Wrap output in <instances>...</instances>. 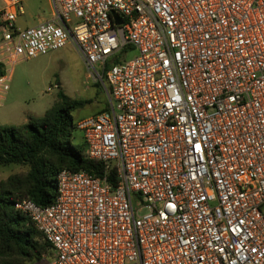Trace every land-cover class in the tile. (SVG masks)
<instances>
[{"label": "built area", "instance_id": "2783aa9c", "mask_svg": "<svg viewBox=\"0 0 264 264\" xmlns=\"http://www.w3.org/2000/svg\"><path fill=\"white\" fill-rule=\"evenodd\" d=\"M2 2L0 104L17 64L68 45L109 88L76 124L104 176L15 204L40 264H264V0H53L26 29Z\"/></svg>", "mask_w": 264, "mask_h": 264}, {"label": "trees", "instance_id": "16d2710c", "mask_svg": "<svg viewBox=\"0 0 264 264\" xmlns=\"http://www.w3.org/2000/svg\"><path fill=\"white\" fill-rule=\"evenodd\" d=\"M87 103L62 95L61 102L43 117H29L28 123L18 128L0 125V167L28 169L0 183V264H40L51 248L31 219L16 210L17 200L28 199L41 207L52 205L58 176L64 170L104 176V164L88 158L84 141L79 148L73 145L77 130L73 112ZM115 174L113 171V181Z\"/></svg>", "mask_w": 264, "mask_h": 264}, {"label": "rangeland", "instance_id": "374dc122", "mask_svg": "<svg viewBox=\"0 0 264 264\" xmlns=\"http://www.w3.org/2000/svg\"><path fill=\"white\" fill-rule=\"evenodd\" d=\"M26 4L32 10L19 15L18 28L34 27L38 16L50 13L48 0H25ZM137 54V50H131L125 56L126 60L135 58ZM102 81L89 73L73 45L22 61L15 66L10 89L0 105V125L18 128L27 124L29 117H43L61 102L62 95L72 100L89 101L84 108L73 112L76 123L106 112L109 109L105 110L109 105L108 86L103 78ZM83 141L82 133L76 130L73 145L79 148ZM27 171L26 167L19 165L0 167V183L11 175Z\"/></svg>", "mask_w": 264, "mask_h": 264}, {"label": "crops", "instance_id": "0c3cea01", "mask_svg": "<svg viewBox=\"0 0 264 264\" xmlns=\"http://www.w3.org/2000/svg\"><path fill=\"white\" fill-rule=\"evenodd\" d=\"M48 2H49V7H50V13H49V15L38 16V20L36 21V25L35 26H37V25H39L41 23H44L46 21H50V20L53 19L54 13H55V8H54L53 0H48ZM2 6H3V2H2V0H0V8ZM21 6L23 8V13L21 14L22 16L27 13V10H32L29 5H27V4L25 5V0H21ZM12 78H13V76H12Z\"/></svg>", "mask_w": 264, "mask_h": 264}, {"label": "water", "instance_id": "95a60500", "mask_svg": "<svg viewBox=\"0 0 264 264\" xmlns=\"http://www.w3.org/2000/svg\"><path fill=\"white\" fill-rule=\"evenodd\" d=\"M121 23H122V22H121L120 20L117 19V24L120 25ZM101 81H102V79H101ZM102 83H103V81H102Z\"/></svg>", "mask_w": 264, "mask_h": 264}]
</instances>
